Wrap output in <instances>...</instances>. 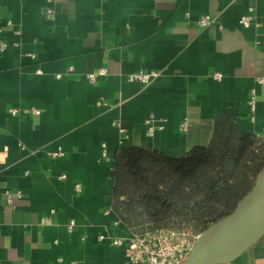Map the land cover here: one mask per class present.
Wrapping results in <instances>:
<instances>
[{"label":"crops","instance_id":"0c3cea01","mask_svg":"<svg viewBox=\"0 0 264 264\" xmlns=\"http://www.w3.org/2000/svg\"><path fill=\"white\" fill-rule=\"evenodd\" d=\"M0 28V264H132L111 242L134 234L112 208L117 148L179 157L221 116L264 139V0H0ZM141 70L159 75L127 79ZM230 264H264V235Z\"/></svg>","mask_w":264,"mask_h":264},{"label":"trees","instance_id":"16d2710c","mask_svg":"<svg viewBox=\"0 0 264 264\" xmlns=\"http://www.w3.org/2000/svg\"><path fill=\"white\" fill-rule=\"evenodd\" d=\"M264 166V139L215 119L207 144L179 157L120 146L113 157L112 208L133 233L188 228L194 234L229 214Z\"/></svg>","mask_w":264,"mask_h":264},{"label":"built area","instance_id":"2783aa9c","mask_svg":"<svg viewBox=\"0 0 264 264\" xmlns=\"http://www.w3.org/2000/svg\"><path fill=\"white\" fill-rule=\"evenodd\" d=\"M212 21L210 15H202L197 20L199 26H206ZM239 23L243 27H248L253 23L252 8H249L247 13L240 16ZM8 48L7 41L2 37V32L0 28V52H4ZM31 58H34L33 53H29ZM72 67H69L68 70H72ZM36 73H40L39 69L35 70ZM107 73V69L100 68L93 72H90L86 75V79L89 83L93 84L97 76H102ZM61 73H57L56 78L61 77ZM159 73L154 70H141L129 73L127 79L129 81H135L140 84H148L154 80ZM211 78L214 80H220L222 78V73L214 72L211 75ZM98 104L102 101H98ZM249 106L251 110L255 107L254 96L251 95L249 99ZM12 114L18 113L16 108H11L9 110ZM32 112L38 113V110L32 109ZM153 117L146 119L147 127L149 131H153L156 128H161L160 125H155ZM187 122L184 120L180 123V129H185ZM103 151L102 156L107 158L105 152V144H102ZM64 152L61 148L51 152L53 157L63 156ZM60 178H64L62 175ZM10 200V199H9ZM44 218H41V223L44 222ZM74 226V221H70L68 224V230L72 231ZM196 234H193L192 231L188 228H159L153 231H147L144 233H134L127 240H123L119 237H114L111 239V242L114 245H120L124 241L126 242L125 253L129 258L132 264H181L188 253L190 252L193 242L196 238ZM104 236L100 235L99 239H103Z\"/></svg>","mask_w":264,"mask_h":264},{"label":"water","instance_id":"95a60500","mask_svg":"<svg viewBox=\"0 0 264 264\" xmlns=\"http://www.w3.org/2000/svg\"><path fill=\"white\" fill-rule=\"evenodd\" d=\"M264 235V166L226 216L198 233L181 264H230Z\"/></svg>","mask_w":264,"mask_h":264},{"label":"rangeland","instance_id":"374dc122","mask_svg":"<svg viewBox=\"0 0 264 264\" xmlns=\"http://www.w3.org/2000/svg\"><path fill=\"white\" fill-rule=\"evenodd\" d=\"M191 230V229H190ZM192 231V230H191ZM192 233H193V231H192ZM194 234V233H193Z\"/></svg>","mask_w":264,"mask_h":264}]
</instances>
